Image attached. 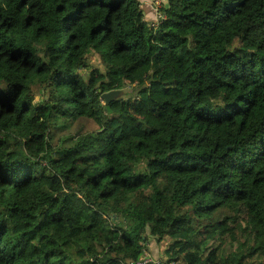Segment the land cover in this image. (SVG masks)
Here are the masks:
<instances>
[{"label":"trees","instance_id":"16d2710c","mask_svg":"<svg viewBox=\"0 0 264 264\" xmlns=\"http://www.w3.org/2000/svg\"><path fill=\"white\" fill-rule=\"evenodd\" d=\"M143 1L0 0V264H264V0Z\"/></svg>","mask_w":264,"mask_h":264},{"label":"rangeland","instance_id":"374dc122","mask_svg":"<svg viewBox=\"0 0 264 264\" xmlns=\"http://www.w3.org/2000/svg\"><path fill=\"white\" fill-rule=\"evenodd\" d=\"M145 1H148V3H154L155 4V7L156 8H158L159 7V4H161L160 2H161V0H144L143 2H145ZM92 61H93V63L95 64V61L97 62V59L95 58H92ZM143 77H144V75H143V73H142V71H137V72H135L134 74H133V77H132V79H131V81H130V84H128L129 85V87H133V86H137L139 83H141L142 82V80H143ZM123 94V92L121 91V95ZM120 95V96H121ZM141 96H143V94H140ZM53 188L55 189V190H58L59 189V183H55L54 182V185H53ZM166 244V241H164L163 243H162V245H163V247H165L166 248V246L167 245H165ZM146 255H148V257L149 258H151L150 257V254H145V256ZM153 258V257H152ZM158 262H160L161 264H164V262H166V261H162V260H160V261H158Z\"/></svg>","mask_w":264,"mask_h":264},{"label":"water","instance_id":"95a60500","mask_svg":"<svg viewBox=\"0 0 264 264\" xmlns=\"http://www.w3.org/2000/svg\"><path fill=\"white\" fill-rule=\"evenodd\" d=\"M120 95H121L120 90H113V91H109L107 93H104L102 95V98L105 100L106 104H108L110 101L116 99Z\"/></svg>","mask_w":264,"mask_h":264},{"label":"built area","instance_id":"2783aa9c","mask_svg":"<svg viewBox=\"0 0 264 264\" xmlns=\"http://www.w3.org/2000/svg\"><path fill=\"white\" fill-rule=\"evenodd\" d=\"M148 263H151V264H161L160 262L155 261V260L149 258L148 255L145 256V254L137 262V264H148Z\"/></svg>","mask_w":264,"mask_h":264},{"label":"crops","instance_id":"0c3cea01","mask_svg":"<svg viewBox=\"0 0 264 264\" xmlns=\"http://www.w3.org/2000/svg\"><path fill=\"white\" fill-rule=\"evenodd\" d=\"M151 250L154 251V252L156 251L154 247H151Z\"/></svg>","mask_w":264,"mask_h":264}]
</instances>
